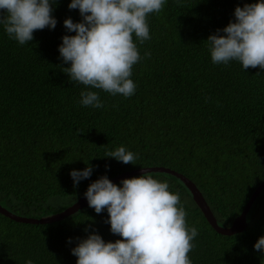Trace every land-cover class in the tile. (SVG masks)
<instances>
[{
  "label": "trees",
  "instance_id": "16d2710c",
  "mask_svg": "<svg viewBox=\"0 0 264 264\" xmlns=\"http://www.w3.org/2000/svg\"><path fill=\"white\" fill-rule=\"evenodd\" d=\"M70 2L57 0L55 29L35 31L23 46L0 25V205L20 217L54 216L101 176L111 180L164 167L192 180L219 226L230 227L264 181V70H243L236 61L213 64L206 40L235 22L236 7L257 0H166L163 11L148 18L151 39L138 44L142 59L133 67L136 91L129 98L85 88L63 73L70 65L58 48L63 36L75 35L64 21H82ZM83 90L97 91L104 107L82 106ZM119 146L137 155L133 165L107 158ZM89 165L91 177L74 187L70 172ZM151 174L180 194L188 225L198 230L192 264H264V253L254 249L264 236V190L248 213L246 230L225 236L181 179ZM106 220V210L97 214L89 206L40 225L0 213V264H76L71 249L77 238L94 230L105 242L120 239Z\"/></svg>",
  "mask_w": 264,
  "mask_h": 264
},
{
  "label": "clouds",
  "instance_id": "9594fccd",
  "mask_svg": "<svg viewBox=\"0 0 264 264\" xmlns=\"http://www.w3.org/2000/svg\"><path fill=\"white\" fill-rule=\"evenodd\" d=\"M56 3L57 0H0V25L10 39L23 46L34 39L35 31L55 29ZM165 4L166 0H71L69 9H78L82 21H64L67 31L75 35L63 36L58 48L63 63L70 65L63 67V73L85 88L112 96H133V67L142 59L138 44L151 39L148 18L161 13ZM234 17L235 22L230 21L207 38L211 62L227 66L236 61L243 70H264V0L236 7ZM144 56L150 57V51ZM80 97L84 107H104L97 91L83 90ZM106 156L126 165H133L138 158L124 146ZM92 172L91 165L83 171L72 170L74 187L90 178ZM120 185L105 175L84 193L88 206L97 214L107 211L105 223L120 239L105 242L94 230L86 239L77 238V246L71 249L76 264H192L189 253L199 233L188 225L180 194L170 191L167 181L149 172L124 179ZM68 243H72L71 238ZM254 249L264 253V236ZM26 264L33 262L28 260Z\"/></svg>",
  "mask_w": 264,
  "mask_h": 264
},
{
  "label": "water",
  "instance_id": "95a60500",
  "mask_svg": "<svg viewBox=\"0 0 264 264\" xmlns=\"http://www.w3.org/2000/svg\"><path fill=\"white\" fill-rule=\"evenodd\" d=\"M143 172H164V173H169L172 174L179 179L183 181V183L186 185V187L190 190L192 193L194 200L196 204L200 207L202 210L203 214L205 215L207 221L211 224V226L221 235L225 236H233L235 234L241 233L244 230H246L248 226L247 222V216L248 213L250 212V209L252 208L255 200L258 198V196L262 193L264 190V181L259 185V187L255 190L253 195L251 196L250 200L248 201L246 207L242 211L241 215H239L233 222V224L230 227H221L219 226L217 219L214 215V213L211 210V207L209 206L206 198L204 197L202 191L198 188V186L190 180L188 177H186L183 174H180L172 169L164 168V167H146L142 169H135L132 171L125 172L117 177H114L111 179V181L116 184L118 182H121L124 179L131 178L136 175H142ZM88 206L87 199L85 195L81 197L74 205L70 206L67 208L65 211L54 215V216H48L44 217L41 219L37 218H27V217H20L12 212H10L8 209L4 208L2 205H0V213L5 215L6 217H9L12 220H15L17 222H22V223H28V224H52L55 222L62 221L63 219L75 214L76 212L84 209L85 207Z\"/></svg>",
  "mask_w": 264,
  "mask_h": 264
}]
</instances>
